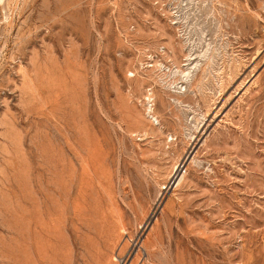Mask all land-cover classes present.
Here are the masks:
<instances>
[{"label": "rangeland", "instance_id": "374dc122", "mask_svg": "<svg viewBox=\"0 0 264 264\" xmlns=\"http://www.w3.org/2000/svg\"><path fill=\"white\" fill-rule=\"evenodd\" d=\"M0 1V264H264V0Z\"/></svg>", "mask_w": 264, "mask_h": 264}, {"label": "bare ground", "instance_id": "6f19581e", "mask_svg": "<svg viewBox=\"0 0 264 264\" xmlns=\"http://www.w3.org/2000/svg\"><path fill=\"white\" fill-rule=\"evenodd\" d=\"M1 2V1H0ZM4 2V1H3ZM6 2V1H5ZM1 22V21H0ZM150 95H151V93H150ZM151 102V101H150ZM218 112V111H217ZM228 118V117H227ZM194 144V143H193ZM190 150H192V149H190ZM185 152V151H184ZM187 153V152H186ZM208 155V154H207ZM228 163V162H227ZM254 166V165H253ZM178 172V171H177ZM183 180V178L181 179V181ZM257 210V209H256ZM25 211V210H24ZM24 213V212H23ZM252 215V214H251ZM29 222V221H28ZM39 246V245H38ZM43 250H44V248H43ZM40 257V256H39ZM36 259V258H35ZM12 260V259H11ZM39 261V260H38ZM119 261V260H118Z\"/></svg>", "mask_w": 264, "mask_h": 264}]
</instances>
